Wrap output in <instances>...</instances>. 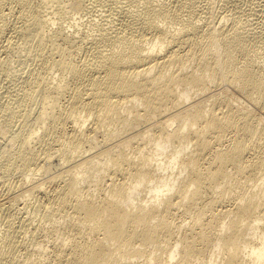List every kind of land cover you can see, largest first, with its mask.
Returning <instances> with one entry per match:
<instances>
[{
  "label": "bare ground",
  "instance_id": "bare-ground-1",
  "mask_svg": "<svg viewBox=\"0 0 264 264\" xmlns=\"http://www.w3.org/2000/svg\"><path fill=\"white\" fill-rule=\"evenodd\" d=\"M0 195V264H264V0H0Z\"/></svg>",
  "mask_w": 264,
  "mask_h": 264
},
{
  "label": "rangeland",
  "instance_id": "rangeland-1",
  "mask_svg": "<svg viewBox=\"0 0 264 264\" xmlns=\"http://www.w3.org/2000/svg\"><path fill=\"white\" fill-rule=\"evenodd\" d=\"M96 7H97V9H96ZM99 7L101 8V5H97V6L95 5L94 8L96 9V12H95V9H94V11H93V13H92V14H93L92 16H93V17L95 16L94 18H96V20H99V19H101V18L103 17V15H102V12H103V11H102V9H100ZM98 8H99L100 10H99ZM98 10H99V11H98ZM94 12H95V13H94ZM100 12H101V13H100ZM75 14H76V13H74V14H71V13H70L69 16L71 17V16H74ZM85 15H86V16H85ZM99 15H100V16H99ZM101 15H102V16H101ZM69 16H68V17H69ZM76 16H77V15H75L74 17H71L72 20H71V19H67V18H68V17H67V18H66L67 20L65 19V22H64V23L67 24V22L69 23L70 21H76V22H77L76 19H78V18H75ZM82 16H83V17H82L83 21H86V19L88 18V15H87V14H84V15H82ZM97 16H98V17H97ZM85 17H86V18H85ZM99 17H101V18H99ZM98 18H99V19H98ZM69 27L72 28L73 26H69ZM1 54H2V53H1ZM12 140H13V141H12ZM9 141H10V142H9ZM14 141H15V139H9V140H7V142H6V146L3 145V147H6L5 150H10V149H12V148L15 146V144H16V143H15L16 141H15V142H14ZM7 147H8V148H7ZM9 147H10V148H9ZM11 147H12V148H11ZM1 197H3V196L0 195V198H1Z\"/></svg>",
  "mask_w": 264,
  "mask_h": 264
}]
</instances>
